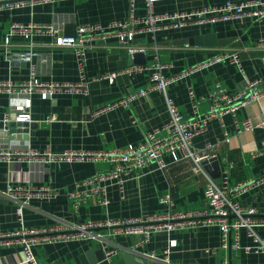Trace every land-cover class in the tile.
Here are the masks:
<instances>
[{
	"label": "crops",
	"instance_id": "0c3cea01",
	"mask_svg": "<svg viewBox=\"0 0 264 264\" xmlns=\"http://www.w3.org/2000/svg\"><path fill=\"white\" fill-rule=\"evenodd\" d=\"M228 0H161L156 2L158 13L190 11L206 5H220ZM242 2L246 0H232ZM131 0H58L26 5L15 9L0 10V82H24L31 77L51 82H80L76 54L72 47L59 46L58 35H73L82 24L108 25L117 20H127ZM135 13H147L145 0L135 1ZM54 25L56 32L48 29L34 31L27 37L21 31L11 34L14 25ZM214 33L218 45H197L191 38ZM11 34L10 48L4 40ZM264 39V19L253 17L216 20L168 28L156 33L144 32L135 36L133 44L144 48L140 60L152 64L157 60L171 64L166 75L180 74L199 65L224 50L240 52L244 70L230 62H215L173 81L167 90L186 117L194 114L189 94L192 88L198 97H207L216 83L229 90H237L250 80L264 82V48L258 42ZM34 51L30 59L23 54ZM20 56L15 58L9 56ZM116 38L94 41L87 53L85 78L87 89H60L45 98L38 91L31 95L30 122L4 121L7 113L14 115L23 110L25 96L6 89L0 90V232H12L23 225L28 228L49 227L58 224L81 225L89 221L106 219L149 218L174 214L180 211L197 212L208 205L205 198L207 179L195 169L192 160L175 161L167 155L166 169L150 164L133 171L122 192L118 185L108 186L110 203L101 204L91 195L78 207L73 205L70 192L85 188L80 183L109 164L86 160L43 161L31 157L29 150L40 153L65 151H98L117 149L144 141L149 131L163 127L170 119L166 96L161 90L149 91L127 105L114 103L150 83V73H121L113 80L101 77L121 71L139 63ZM29 62V66L25 64ZM210 101L199 102L200 112L209 108ZM264 116V96L229 113L223 121L214 119L206 131L194 137L198 150L210 145L217 154V166L206 172L222 183L226 170L230 182L237 183L259 177L264 169V128L256 127L242 134L237 133L235 119L249 117L259 123ZM27 125H24V124ZM27 130V131H26ZM209 148V149H210ZM25 152V153H24ZM212 159V158H211ZM216 176H214V174ZM10 184L50 186L59 190L53 198L32 197L23 205V222L18 208L22 195L6 198ZM168 197V200L165 198ZM246 207L264 211V183L240 196ZM114 243L117 252L111 261L106 258L91 263L87 253L98 250L97 238L77 237L42 242L33 247L39 261L51 264H118L121 252L129 249L145 257L147 254L168 258L171 264H264L263 252L225 249L221 245V230L217 225H201L168 233H155L148 242H141L137 234L110 235V228L97 229ZM264 237V227L257 228ZM177 240L171 245V240ZM242 242L251 244L247 230H242ZM105 243V242H104ZM105 248V246H104ZM168 250V252H167ZM106 251V249H105ZM93 258L96 254L93 252ZM21 244H0V264H25Z\"/></svg>",
	"mask_w": 264,
	"mask_h": 264
},
{
	"label": "built area",
	"instance_id": "2783aa9c",
	"mask_svg": "<svg viewBox=\"0 0 264 264\" xmlns=\"http://www.w3.org/2000/svg\"><path fill=\"white\" fill-rule=\"evenodd\" d=\"M58 0H0V10L15 9L31 2L32 4L43 2H57ZM135 1L131 0V9L127 20H117L103 24H82L77 27L73 35H58L57 44L59 46L72 47L76 54V61L81 74L80 82H51L31 77L24 82H14L4 80L0 82V90L6 89L12 92H18L25 96L23 110L19 114L7 113L4 121L9 124L12 122H30L32 121L30 108L32 105L31 95L38 91L43 97L48 98L60 89L81 90L87 89L85 78V66L87 62V53L94 41L116 38L125 46L131 54L144 51V48L133 44L135 36L138 33L151 32L156 33L162 29L178 28L190 24H200L216 20H229L233 18H243L245 16L253 17L257 20L264 19V0H246L235 2L228 0L220 5H206L190 11H173L158 13L155 11V4L161 0H145L147 13L138 16L135 13ZM50 30L56 32L54 25H14L11 34L21 31L27 37L33 35L37 30ZM11 34L4 40V45L10 48ZM258 46L264 48V39L258 42ZM9 56H13L11 53ZM34 51L23 54V58L30 59ZM15 57V56H13ZM21 58L16 56L15 58ZM215 62H230L235 64L241 71L244 70L240 52L237 50H224L213 55L199 65L193 66L188 70L176 75H166L164 70L171 64L160 60L152 64L135 63L128 68L111 74H105L101 77L113 80L115 76L121 73H150V83L138 91L131 93L128 97L114 103L124 104L132 102L139 96L146 95L151 90H161L166 96L168 110L170 112L169 121L160 128L149 131L144 141L128 146L98 150V151H65L62 153L45 152L29 150L31 157H38L43 161L57 162L63 160H86L109 164L106 170L97 172L95 175L84 179L76 191L70 192V199L73 205L78 207L82 201H87L91 195L96 196V201L108 205L110 199L108 196V186L118 185L121 191L125 189V183L131 173L137 169H142L150 164H156L161 169H166L169 163L166 156L170 155L175 161L192 160L195 169L204 173L207 182L205 188V198L208 207L205 210L197 212H177L168 215H158L149 218L132 217L126 219H106L103 221H89L81 225L58 224L49 227L28 228L24 225L12 232H0V244H21L25 252V264H51L43 263L38 260L33 247L42 242H53L57 240L90 237L97 238L104 243L106 249V259L111 261L117 249L105 235L97 229L110 228V235L117 234H137L141 235V242H148L151 237L161 231L168 233L187 229L189 227H198L201 225H217L221 230V245L223 248H232L234 250H244L246 252H263L264 237H262L257 228L264 227V211L256 207H246L241 203L240 196L245 192L264 183V169L262 174L254 179L244 180L237 183L230 182L229 171L223 176L222 183H218L205 170L202 162L217 156L211 151L210 145L206 149L198 150L194 147L193 140L198 134L207 130L209 122L218 119L223 121L224 116L229 113L236 114L240 109L247 105L258 102L264 96V82L257 78L250 80L243 87L237 90H229L221 83H216L207 97H198L195 91L190 88L189 94L193 104L194 114L186 117L175 100L167 93L169 85L176 79L187 75L201 67H207ZM264 63V57H263ZM209 100V108L200 112L199 102ZM236 131L242 134L256 127L264 128V116L259 123H254L251 118L245 117L241 120L235 119ZM210 148V149H209ZM25 153V152H24ZM10 154V152H0V156ZM59 194V190L50 186L34 185H14L10 184L3 195L6 198H17L22 195L18 214L23 222V205L28 203L34 197L53 198ZM169 198L166 197L165 200ZM246 229L251 237V244L242 242V230ZM177 240H171V245H176ZM168 252V250H167ZM147 258L153 259L149 264H171L168 258H161L155 254H147ZM228 264V261H225Z\"/></svg>",
	"mask_w": 264,
	"mask_h": 264
},
{
	"label": "water",
	"instance_id": "95a60500",
	"mask_svg": "<svg viewBox=\"0 0 264 264\" xmlns=\"http://www.w3.org/2000/svg\"><path fill=\"white\" fill-rule=\"evenodd\" d=\"M191 43L192 44H197V45H210V46H216L218 45V40L217 37L214 33H208V34H203L199 36H194L191 38ZM134 58L136 59L137 62L140 64H145L146 61L140 60L141 57H143V52H136L134 53ZM27 66H29V62H25ZM21 123V122H19ZM23 124V122H22ZM24 125H27L26 123ZM27 131V130H26ZM203 165L205 168L210 169L211 166H217L220 172V163L216 158L212 159H206L203 161ZM214 174V173H213ZM216 176V174H214ZM105 242V240H104ZM93 252L96 254V258H93ZM87 255L91 257V263H95L97 261L103 260L106 258V251L104 248V243H100V248L98 250L91 249ZM87 264V263H85ZM118 264H149L148 259H146L143 256H140L138 254H135L129 249H125L121 252V258L118 260Z\"/></svg>",
	"mask_w": 264,
	"mask_h": 264
}]
</instances>
